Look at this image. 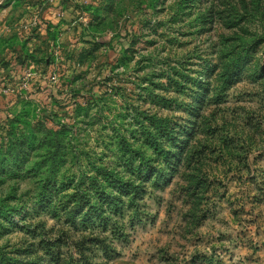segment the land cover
I'll return each instance as SVG.
<instances>
[{
	"label": "rangeland",
	"instance_id": "obj_1",
	"mask_svg": "<svg viewBox=\"0 0 264 264\" xmlns=\"http://www.w3.org/2000/svg\"><path fill=\"white\" fill-rule=\"evenodd\" d=\"M59 124L64 167L45 187L41 127ZM100 167L136 192L61 215L62 188ZM0 249L264 264V0H0Z\"/></svg>",
	"mask_w": 264,
	"mask_h": 264
},
{
	"label": "trees",
	"instance_id": "obj_2",
	"mask_svg": "<svg viewBox=\"0 0 264 264\" xmlns=\"http://www.w3.org/2000/svg\"><path fill=\"white\" fill-rule=\"evenodd\" d=\"M58 127L59 129L55 131L49 130L43 125L41 127L44 129V133H45L43 136V139L46 140V142L54 143V146H52V149H49L48 153L43 156L45 161L44 163H42V167L46 169V171L43 172L45 181H46L45 187H47L48 183H51V182L56 183V184L59 183L58 173L60 169L64 167L63 158L65 156V150H63L62 148L65 147L63 144L65 141L63 139H64V136L68 135V131H67L68 126L65 124H59ZM35 136L36 135L29 133L28 137H23V136L18 137L17 141L19 142L18 143L19 146L21 147L22 145H24L28 139L29 141H31L33 138L35 139ZM12 146H13V143L9 145L10 148ZM13 154L15 158L19 157L18 153L14 152ZM57 154L59 155L58 157H57ZM61 158H62V162L59 163V159ZM139 158H140L139 164L137 165V167H135V164L131 165V168L133 170L142 171L143 168L150 167L149 160H147L144 155H140ZM134 162H136L135 159H134ZM16 164L17 162L15 161L14 164L12 165H16ZM40 164L41 162L38 163L37 165H40ZM13 168L14 170L16 169L15 167ZM95 171H96L95 172L96 176H91L85 179H81L78 182L74 181V184H72L73 185L72 188H67L71 184L67 185L66 188L64 187L62 188V193H64L65 195L64 196L65 204L63 205L61 215L64 214L68 218L76 219L78 216L82 214L81 211L85 210L86 207H88V213L89 215H91V212L94 211V207H96V201H97L94 195L98 197L100 196L104 201H106V203L109 206H114L117 204L116 201H118L119 199V197L116 196L115 192L123 196L126 194L128 195L131 191L136 192L137 190L136 187L132 188L126 185L125 183H123V181L118 176H116L114 172L108 170L105 167L96 168ZM83 184L86 187L88 185V188L84 189L82 187ZM100 188H102L101 195H99V193H101L99 192ZM69 189H72L73 192L71 193L67 192ZM42 201H43L42 204L44 205L46 201L44 199ZM49 207H53V208L48 211H51L57 215L56 205L50 204ZM50 255L53 261L60 259L57 255L54 257V252H50ZM81 256H82V253H81ZM82 259H84V257L70 264H92L88 262L87 260H82ZM0 264H39V263L38 262L31 263V262H24V261L22 262V261L16 260L15 258L9 257L8 254L3 253L2 250L0 249Z\"/></svg>",
	"mask_w": 264,
	"mask_h": 264
}]
</instances>
